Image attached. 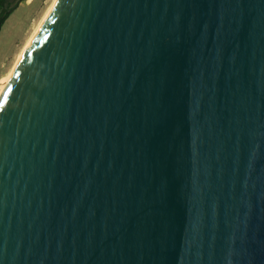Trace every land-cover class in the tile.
<instances>
[{
  "label": "water",
  "instance_id": "water-1",
  "mask_svg": "<svg viewBox=\"0 0 264 264\" xmlns=\"http://www.w3.org/2000/svg\"><path fill=\"white\" fill-rule=\"evenodd\" d=\"M0 264H264V0H57L0 94Z\"/></svg>",
  "mask_w": 264,
  "mask_h": 264
},
{
  "label": "rangeland",
  "instance_id": "rangeland-1",
  "mask_svg": "<svg viewBox=\"0 0 264 264\" xmlns=\"http://www.w3.org/2000/svg\"><path fill=\"white\" fill-rule=\"evenodd\" d=\"M53 0L21 2L0 28V78L11 70L18 53Z\"/></svg>",
  "mask_w": 264,
  "mask_h": 264
},
{
  "label": "bare ground",
  "instance_id": "bare-ground-1",
  "mask_svg": "<svg viewBox=\"0 0 264 264\" xmlns=\"http://www.w3.org/2000/svg\"><path fill=\"white\" fill-rule=\"evenodd\" d=\"M30 0H28L29 2ZM57 0H53V2L51 3V5L49 6L48 10L46 11V13L43 15V17L41 18V20L39 21L38 25L36 26V28L33 30L31 36L28 38L27 42L25 43V45L23 46L22 50L18 53L15 62L11 68V70L9 71V73L6 76H3L0 78V94L2 93L4 87L6 86L15 66L17 65L18 61L20 60L24 50L27 48V46L29 45V43L31 42V40L33 39V37L35 36V34L37 33V31L39 30L41 24L44 22V20L46 19V17L48 16V14L50 13V11L52 10L54 4L56 3Z\"/></svg>",
  "mask_w": 264,
  "mask_h": 264
},
{
  "label": "trees",
  "instance_id": "trees-1",
  "mask_svg": "<svg viewBox=\"0 0 264 264\" xmlns=\"http://www.w3.org/2000/svg\"><path fill=\"white\" fill-rule=\"evenodd\" d=\"M26 0H0V28L21 2Z\"/></svg>",
  "mask_w": 264,
  "mask_h": 264
}]
</instances>
